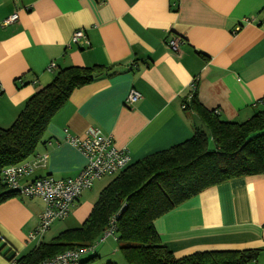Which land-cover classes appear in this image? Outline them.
Returning a JSON list of instances; mask_svg holds the SVG:
<instances>
[{
	"label": "crops",
	"instance_id": "crops-1",
	"mask_svg": "<svg viewBox=\"0 0 264 264\" xmlns=\"http://www.w3.org/2000/svg\"><path fill=\"white\" fill-rule=\"evenodd\" d=\"M14 13L16 22L2 26ZM76 30L84 31L87 46L71 43ZM169 35L182 40L176 52L166 46ZM72 66L109 71L74 90L52 117L25 161L35 163L34 172L21 184L79 173L84 159L64 130L79 137L97 127L132 163L203 131L199 118L182 108L194 80L200 104L222 121L242 123L264 111V0H0V128L12 125L55 71ZM132 89L140 98L127 106ZM109 178L83 191L70 216L52 224L65 225L46 233L52 230L54 239L78 228ZM43 209L41 200L21 195L0 205V238L16 255L43 242L46 233L27 239ZM153 225L175 259L262 249L249 264H264V175L210 187ZM0 264H8L1 255Z\"/></svg>",
	"mask_w": 264,
	"mask_h": 264
},
{
	"label": "trees",
	"instance_id": "trees-1",
	"mask_svg": "<svg viewBox=\"0 0 264 264\" xmlns=\"http://www.w3.org/2000/svg\"><path fill=\"white\" fill-rule=\"evenodd\" d=\"M108 71L103 66L55 71L52 81L26 100L12 125L0 128V205L18 196L3 183L2 169L32 156L52 117L71 93ZM182 104L199 118L206 133L195 131L182 143L130 164L102 189L78 228L62 231L22 255H16L0 238V255L8 264H41L65 251L87 248L113 228V238H109L119 244L118 251L127 264L255 262L262 249L197 252L175 259L159 240L153 225L156 219L210 187L264 175V111L242 123L222 121L215 110L208 111L200 104L196 89L189 102L183 99ZM107 239L97 243L94 252L83 255L79 264L95 262L97 246Z\"/></svg>",
	"mask_w": 264,
	"mask_h": 264
},
{
	"label": "built area",
	"instance_id": "built-area-1",
	"mask_svg": "<svg viewBox=\"0 0 264 264\" xmlns=\"http://www.w3.org/2000/svg\"><path fill=\"white\" fill-rule=\"evenodd\" d=\"M176 7V4H173ZM16 13L3 20L2 26L16 22ZM245 22H248L245 20ZM181 38L169 35L166 46L173 52L177 51V45ZM72 44L88 45L83 30H76L71 37ZM54 64L48 66L52 71ZM196 89V80L189 86V92L185 98L188 103L192 92ZM140 95L135 90H130L124 104L129 106L135 103ZM185 105L182 106L184 108ZM214 113L218 114L215 110ZM66 141L84 159V166L75 177L65 179H53L50 177L37 178L26 184H21L22 179L29 177L35 168V163L22 162L17 165L8 166L2 169L1 179L11 190L17 191L18 195L41 200L44 205L39 215L36 228L27 236L28 241L39 240L56 221L67 219L82 192L90 189L94 182L105 177L117 176L121 171L132 164L131 157L124 148H117L114 145L110 134L104 133L97 127H89L82 136H72L64 130ZM113 238V228L106 230L101 239L87 248L68 250L53 258L43 261L41 264H79L81 257L94 252L97 243L105 239Z\"/></svg>",
	"mask_w": 264,
	"mask_h": 264
},
{
	"label": "rangeland",
	"instance_id": "rangeland-1",
	"mask_svg": "<svg viewBox=\"0 0 264 264\" xmlns=\"http://www.w3.org/2000/svg\"><path fill=\"white\" fill-rule=\"evenodd\" d=\"M203 131L206 133L207 131H206V129L204 128L203 129ZM209 141H210V139H209ZM112 178H114V176H112ZM112 178H109V179H106V180H103L102 181V183L104 184V183H108L109 181H111L112 180ZM96 184V183H95ZM66 223V222H65ZM65 223H56L55 225H51L50 226V228L53 230V232L55 233L56 231H57V229H58V225L59 224H62V225H65ZM49 228V229H50ZM52 230H51V232H52ZM51 232H48V233H46L45 235H44V237H43V242H46V241H49V240H51L52 238L51 237H53V236H51ZM56 235V234H55ZM31 242V241H30ZM36 244H38V243H32V245L33 246H35ZM118 247H119V244L118 243H116L112 238H109V239H107L106 241H105V243H103V244H100L99 246H97V250H96V252H98V253H101L102 251H103V253H101L99 256H98V258H97V260H96V262H93V263H90V264H105L106 263V260H104L105 259V257H110V259H111V261L114 263V261H115V264H127L124 260H123V258H122V256H121V254H120V252L118 251ZM32 248V247H31ZM30 248V249H31ZM105 251V252H104ZM21 254H23V253H21ZM21 254H18V255H21ZM98 261H100V262H98Z\"/></svg>",
	"mask_w": 264,
	"mask_h": 264
}]
</instances>
